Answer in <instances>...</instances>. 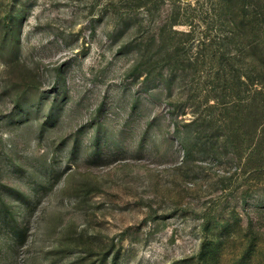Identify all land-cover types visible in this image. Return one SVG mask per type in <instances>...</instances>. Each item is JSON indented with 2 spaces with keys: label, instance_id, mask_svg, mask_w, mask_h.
<instances>
[{
  "label": "rangeland",
  "instance_id": "obj_1",
  "mask_svg": "<svg viewBox=\"0 0 264 264\" xmlns=\"http://www.w3.org/2000/svg\"><path fill=\"white\" fill-rule=\"evenodd\" d=\"M227 1L0 0V264H264V0Z\"/></svg>",
  "mask_w": 264,
  "mask_h": 264
},
{
  "label": "trees",
  "instance_id": "obj_2",
  "mask_svg": "<svg viewBox=\"0 0 264 264\" xmlns=\"http://www.w3.org/2000/svg\"><path fill=\"white\" fill-rule=\"evenodd\" d=\"M252 6H253V13L256 16L255 18L256 19L260 18V15L262 16L263 13H261L260 11H257L255 9L256 6H257V5H255V3H252ZM234 12H235V6H234L233 2L228 0L227 1V13H228V16L232 17V20L236 23L238 15H237V17L236 16L234 17ZM236 32L238 33L239 36H241L239 38H241L242 45L246 48V50L250 49L251 45H253V43L257 44V41L255 42V41H250V40L246 39L248 37L247 36L248 32L245 31L244 24H242L240 26H239V24H237L236 25ZM250 55H251V58L254 61L255 65L263 67L264 64L262 63V57L260 55H258L257 53H254V54L251 53ZM214 56H216V55H214ZM223 58H226L223 53H221V55L217 56V60L219 62V66L224 64V59ZM243 75L245 76V74H243V73L241 75L240 74L239 75L238 74L237 75L234 74V76L232 78L236 77V78L240 79V78H242L241 76H243ZM249 99H250V101H249ZM232 102H234V101H232ZM245 102H246V104L243 105V110L245 111L246 117L249 118V119H254L255 117L253 116V112H255L258 115V113L260 111H262V108H260V106L256 105L255 101H253V100L251 101V97L246 99ZM227 104H229V103H227ZM246 121H247L246 127L251 126L253 128L254 127L256 128V127L259 126L256 123V121H253V120H246Z\"/></svg>",
  "mask_w": 264,
  "mask_h": 264
}]
</instances>
